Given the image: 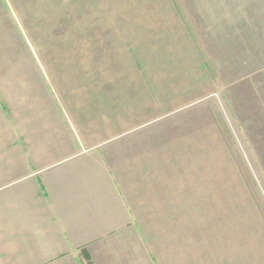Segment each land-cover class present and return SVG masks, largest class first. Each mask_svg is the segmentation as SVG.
<instances>
[{"label": "rangeland", "instance_id": "1", "mask_svg": "<svg viewBox=\"0 0 264 264\" xmlns=\"http://www.w3.org/2000/svg\"><path fill=\"white\" fill-rule=\"evenodd\" d=\"M24 91L31 124L141 108L165 154L141 209L159 264H264V0H0V114Z\"/></svg>", "mask_w": 264, "mask_h": 264}, {"label": "crops", "instance_id": "2", "mask_svg": "<svg viewBox=\"0 0 264 264\" xmlns=\"http://www.w3.org/2000/svg\"><path fill=\"white\" fill-rule=\"evenodd\" d=\"M26 93L7 98L0 114V264H85L81 251L92 264H136L139 256L159 264L150 247L141 250V209L165 154L159 160L142 141L141 108L130 112L120 96L91 106L69 100L56 109L59 121L31 124L23 109L45 103Z\"/></svg>", "mask_w": 264, "mask_h": 264}, {"label": "trees", "instance_id": "3", "mask_svg": "<svg viewBox=\"0 0 264 264\" xmlns=\"http://www.w3.org/2000/svg\"><path fill=\"white\" fill-rule=\"evenodd\" d=\"M82 253V256L84 258V261H85V264H92L90 258L88 257V255L84 252V251H81Z\"/></svg>", "mask_w": 264, "mask_h": 264}]
</instances>
